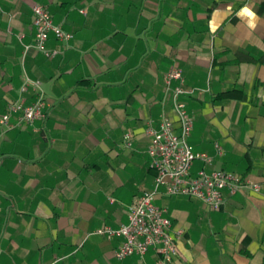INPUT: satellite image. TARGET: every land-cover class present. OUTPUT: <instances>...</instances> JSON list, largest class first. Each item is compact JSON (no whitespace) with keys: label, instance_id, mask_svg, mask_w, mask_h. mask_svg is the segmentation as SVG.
<instances>
[{"label":"crops","instance_id":"obj_1","mask_svg":"<svg viewBox=\"0 0 264 264\" xmlns=\"http://www.w3.org/2000/svg\"><path fill=\"white\" fill-rule=\"evenodd\" d=\"M35 4L72 34L49 35L53 57L32 47ZM174 66L193 90L188 142L205 168L262 184L225 193L218 210L158 195L182 230L175 264H264V0H0V264H155L153 250L118 259L122 237L95 230L126 223L152 187L147 122L176 120ZM26 79L46 116L3 123L9 103L35 98Z\"/></svg>","mask_w":264,"mask_h":264},{"label":"built area","instance_id":"obj_2","mask_svg":"<svg viewBox=\"0 0 264 264\" xmlns=\"http://www.w3.org/2000/svg\"><path fill=\"white\" fill-rule=\"evenodd\" d=\"M32 22L35 28L32 47L47 57L60 52L59 48L46 47L51 33L58 41L72 38L71 33L53 23L50 12L43 5L32 6ZM164 80L176 120L174 122L169 115L161 113L156 126L147 122L146 133L150 137V143L146 152L149 168L154 176L152 187L142 191L136 201L129 205L126 223L117 228L102 226L95 230V233L108 238L122 237L115 251L118 259L131 255L143 257L149 250H153L157 255L155 264H175L178 253L175 236L182 235V230L172 232L167 209L154 203L158 195H182L204 203L208 209L218 210L225 202V193L232 195L242 189L259 192L262 188V184L237 173L205 168L211 158L204 152L194 151L188 142L193 119L187 112L182 97L193 93V90L184 87L182 70L177 66L167 72ZM25 83L33 87L35 98L30 102L20 98L9 103L1 116L3 123L8 122L14 111L20 115L19 123L28 125L46 116L48 104L39 83L29 79ZM21 91H24L23 87ZM125 138L128 141L129 134ZM196 160L201 161L204 166L192 172V165Z\"/></svg>","mask_w":264,"mask_h":264}]
</instances>
